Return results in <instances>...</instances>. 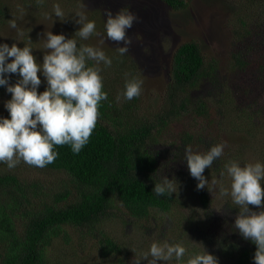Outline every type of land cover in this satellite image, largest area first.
Returning <instances> with one entry per match:
<instances>
[{
  "label": "trees",
  "instance_id": "1",
  "mask_svg": "<svg viewBox=\"0 0 264 264\" xmlns=\"http://www.w3.org/2000/svg\"><path fill=\"white\" fill-rule=\"evenodd\" d=\"M83 1L43 0L41 3L40 0H0V29L18 14V10L22 12L28 8L32 12L34 8L41 9L40 6H44V13H51L54 3H59L62 8L76 9ZM160 1L173 11L184 10L192 2ZM88 18L94 20L98 32L103 33L106 17L101 12L94 11ZM69 21L71 23L64 22L65 27H60L54 33L71 37L79 25L72 19ZM258 25L257 28L264 30V24ZM244 32L250 34L248 29H244ZM27 37L33 42V55L38 61H42L41 37L29 32L21 40L27 42ZM14 42L16 41H10L9 46ZM16 43L18 47L24 46L21 42ZM83 43L91 44L89 41ZM104 51L113 57L112 66L101 73L108 99L101 102L100 116L89 143L79 155H74L67 145L57 146L59 156L53 163L44 168L32 166L40 170L61 172L68 186L61 191H50L44 198L43 187L37 182H26L17 171L18 168H31L30 165L22 162L16 168L8 170L5 165L0 164V264H102L103 260H110V264H130L134 256L130 247L114 240L102 226L109 216L116 214V203L124 209L123 215L137 231L143 228L140 240L151 237L146 233L147 224H153L160 235L161 231L176 228L177 224L168 222V218L174 219L178 215L177 220H181V223L184 220L188 225L196 218L191 213L185 216L180 212L182 198L179 192L170 198H158L152 193L154 183L151 177L156 172V167L149 144L155 143L162 131L170 129L175 122L180 123L182 119L192 117L195 124L203 123V128L208 127L213 137H232L234 140L237 137L242 142L251 144L257 143L255 131L260 130L263 138L264 113L259 115L257 107L253 108L257 104L262 108V97L258 96L256 101L252 100L244 105L232 94L229 86L227 88L230 92L223 89L222 70L230 68L233 71H243L251 65L238 52H231L229 60L219 64L205 57L196 40L180 43L170 60L162 100L154 109H149L142 105L144 91L130 101L124 100L122 96L119 101L116 100L117 95L123 91L124 74L140 73L142 67L135 57L130 52L121 57L115 48ZM250 62H256L254 57L250 58ZM10 75V82L14 83L17 77ZM41 81L38 92L46 87L42 76ZM10 96L0 87V116H8L3 105ZM187 136L194 141V136ZM200 140L199 136L197 141ZM208 142L209 140L202 146ZM259 143L260 147H257L260 152L264 149V143ZM221 158L214 162V171H217V163ZM243 161L248 160L243 158ZM198 198L199 203L206 208L210 199L208 195L198 190ZM249 207L256 210V206ZM237 212L238 209L233 206V211L229 212L234 215L233 221L226 219L215 228L216 233L210 231V234L203 235L202 244L218 258L219 264H253L255 245L243 239L238 232L234 234L233 224ZM68 228L80 229L88 237L93 234L96 236L92 238L98 241L100 262L81 263L75 252L76 246L63 248V251L58 247L57 252L53 249L57 241L70 244L72 239ZM182 238L186 246L187 237ZM168 239H181V234L172 232ZM76 242L77 240L75 244ZM48 250H52L53 256H48Z\"/></svg>",
  "mask_w": 264,
  "mask_h": 264
},
{
  "label": "clouds",
  "instance_id": "2",
  "mask_svg": "<svg viewBox=\"0 0 264 264\" xmlns=\"http://www.w3.org/2000/svg\"><path fill=\"white\" fill-rule=\"evenodd\" d=\"M70 14L79 27L71 37L53 34L49 29L44 31L39 39L43 41L40 48L42 61L33 55L32 40L29 37L27 42L20 39L24 33L16 20H8V26L17 30L14 40L24 45L0 43V87L11 94L3 105L8 116H0V164L8 170L22 162L44 168L58 158L57 146L67 145L74 155L80 154L96 128L101 102L108 99L101 73L112 66L113 57L108 56L101 45L105 39L113 41L117 45L116 52L124 56L133 43L128 30L140 20L128 6L114 14L111 9H104L106 19L103 33H100L96 22L84 11L66 13L59 3H54L51 13L45 16L52 19L53 25L54 19L65 22ZM92 36L100 38L98 44L83 43ZM10 74L17 77L14 83L10 82ZM41 76L46 87L38 92ZM143 85L144 80L139 74L126 72L123 91L116 100L119 101L121 96L126 101L139 97ZM224 148L225 144L220 142L200 152L186 144L182 159L190 176L197 181V190L207 187L212 194L230 198L231 204L238 209L234 229L255 245L253 264H264V161L228 159L219 178L209 181L204 170L212 169L214 162L224 155ZM151 179L154 183L152 193L156 197L170 198L178 193L175 177L170 179L156 171ZM250 205L256 206V210ZM129 249L134 253L130 264H141L142 261L146 264H219L218 258L203 246L200 250L189 251L183 239L152 240L147 250L139 254L135 248Z\"/></svg>",
  "mask_w": 264,
  "mask_h": 264
},
{
  "label": "rangeland",
  "instance_id": "3",
  "mask_svg": "<svg viewBox=\"0 0 264 264\" xmlns=\"http://www.w3.org/2000/svg\"><path fill=\"white\" fill-rule=\"evenodd\" d=\"M82 3L83 7L80 4L76 9H63L66 13L81 10L88 17L94 11L103 14L104 9H111L114 14L120 8L128 6L140 18L139 22L134 23L127 34L133 40L129 52L142 67H140L139 75L144 80L142 94L144 107L154 109L162 100L161 95L164 94L173 51L180 43L191 39L199 43L201 51L207 59L215 60L219 64L229 60L231 52H238L246 58L247 63L251 65L243 71H233L230 68L222 70L223 89L230 92L227 88L229 86L232 94L236 95L239 102L244 105L252 100L256 101L258 96L264 100V30L257 28L258 24H264V0H192L186 9L180 11L171 10L160 0H84ZM40 8H34L32 12L28 8L22 12L18 10V14L13 17L24 35L34 32L41 37L43 32L48 29L55 34L54 31L65 27L64 22L55 19L52 25V19L45 16L44 6H40ZM69 20H71V14L65 22L71 23ZM244 29L250 30V34H245ZM0 36H3L0 37V42L9 44L10 41H15L17 30L11 29L7 22L0 29ZM99 39V37L93 36L87 41L96 45L99 43ZM101 47L103 50H112L117 45L115 42L105 39V43ZM252 57L256 62H250ZM258 106L259 104L253 108L257 107L256 111L261 115L264 113V105L262 108ZM215 123H217V119ZM210 132L208 127L203 128V123L195 124L192 117H188L182 119L180 123H173L170 129L162 131L155 143L149 144L150 150L153 151L152 156L155 157L157 174L161 171L170 179L175 177L179 186L178 192L182 198L180 212H183L185 216L189 213L195 215L193 223L188 225L184 220L181 223V220L176 218L178 215H173L174 219L166 220L170 223L175 222L177 224L175 229L169 228L161 231L159 235L157 228L150 223L146 225V233L151 237L140 240L139 235L142 234L143 228L137 231L136 227L123 215L124 209L116 203V214L109 216L102 225L114 240L125 243L130 248H135L139 254L140 251L147 250L152 240L168 238L172 232H180L181 239H183L182 236L187 237V248L200 250L202 246L205 248L202 244L203 235L210 234V231L216 233L215 228H218L226 219L233 221L234 215L229 213L233 211L230 198H222L215 192L212 194L205 187L199 190L210 198L208 206L204 208L199 203L197 181L190 176L186 163L182 159L183 147L186 144H195L192 146L194 151L203 152L209 145L220 142L225 144L224 155L217 163V171L208 168L204 170L203 174L210 181L212 178H219V173L223 170V165L228 159L243 161V158H246L248 161L255 159L264 161V149L259 152L257 147L260 141L264 143V134L262 138L260 130L255 131L258 136L257 143L249 144V142H242L237 137H235L236 140L232 137L230 139L220 136L213 137ZM187 135L194 136L192 139L195 142ZM199 136L201 140L197 141ZM208 140L209 142L202 146ZM17 171L20 176L25 178L26 182H37L41 185L44 198L50 191L59 189L61 191L68 186L64 174L57 173L59 171L40 170L32 166L31 168H18ZM224 184L227 186V178H225ZM68 232L72 239L70 244L57 241L53 245L56 252L58 247L63 251V248L76 246L75 252L80 259L77 260L82 261L81 263L99 261L98 241L94 239L96 237L94 234L92 235L94 238L88 237L80 229L75 228L69 229ZM237 232L238 230H234V234ZM205 250L207 249L205 248ZM48 256H53L52 250L49 251ZM103 261L102 264H110V260ZM141 264H146V261H142Z\"/></svg>",
  "mask_w": 264,
  "mask_h": 264
}]
</instances>
